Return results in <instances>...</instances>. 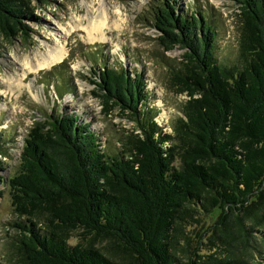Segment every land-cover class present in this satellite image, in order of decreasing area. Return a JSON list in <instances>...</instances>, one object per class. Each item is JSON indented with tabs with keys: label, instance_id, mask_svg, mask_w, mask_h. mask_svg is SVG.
<instances>
[{
	"label": "trees",
	"instance_id": "16d2710c",
	"mask_svg": "<svg viewBox=\"0 0 264 264\" xmlns=\"http://www.w3.org/2000/svg\"><path fill=\"white\" fill-rule=\"evenodd\" d=\"M235 1L242 25L233 66L217 63V31L204 14L179 13L172 0L152 9L166 50H185L184 68L173 76L189 99L174 135L147 107L143 74L107 66L93 73L95 96L105 114L120 109L140 129L120 152H106L75 113L54 111L30 129L8 181L15 212L27 217L15 244L23 264H251L244 257L264 220V0ZM32 18L24 0H0L6 39L29 38ZM59 81L60 95L73 90ZM195 232L224 242L222 256L204 260Z\"/></svg>",
	"mask_w": 264,
	"mask_h": 264
},
{
	"label": "rangeland",
	"instance_id": "374dc122",
	"mask_svg": "<svg viewBox=\"0 0 264 264\" xmlns=\"http://www.w3.org/2000/svg\"><path fill=\"white\" fill-rule=\"evenodd\" d=\"M161 1L164 0H33L31 3L24 0L33 14V18L26 21L33 29L30 37L10 41L0 35V143H3L0 264H23L15 244H19L21 231L17 225H22L27 217L15 212L8 181L19 171L25 138L37 122H44L54 111L78 114L80 120L106 142L105 151L111 154L122 150L127 135L140 133L127 112L116 108L110 114L104 113L101 100L94 94L100 91L93 83L99 80L93 74L95 70L101 72L107 66L126 69L131 75L143 74L150 96L147 107L157 109L155 121L163 132L174 135V121L182 116L181 107L189 99L187 94L180 93L181 87L173 76L174 68H184L185 50L175 47L168 51L159 40L160 32L153 27L151 15L154 6ZM172 1H176L179 13L201 12L207 17L217 31L215 58L218 64L233 66L238 62L242 24L237 1ZM103 11L107 18L103 34L106 41L91 43L88 22L90 18L95 21ZM102 17L103 14L100 19ZM61 45H65L66 56L59 63L38 71H30L24 65L26 62L36 65L35 60L40 55ZM59 75L72 83L73 90L65 95L56 90L57 85H61ZM39 222V227L44 228V219ZM262 222L254 228L250 241L252 254L249 252L244 257L251 264H264V220ZM196 227L201 235L206 232L202 224ZM200 234L193 235L196 242H202L198 254L204 260L206 256L221 257L222 243H225L218 237L214 241L217 244L208 241L211 233L200 239ZM79 241V234L73 233L70 243L75 245ZM95 243L106 247V242Z\"/></svg>",
	"mask_w": 264,
	"mask_h": 264
},
{
	"label": "bare ground",
	"instance_id": "6f19581e",
	"mask_svg": "<svg viewBox=\"0 0 264 264\" xmlns=\"http://www.w3.org/2000/svg\"><path fill=\"white\" fill-rule=\"evenodd\" d=\"M104 10V9H103ZM105 11L102 12V14L104 15V17H102L103 19H100L102 14L95 20L92 21L90 18V23L88 22V37H89V41L91 43H95L96 41L102 40L100 42H105L106 41V36H103L104 34V26L105 23L107 21V18L105 17ZM77 27V26H76ZM78 29V28H77ZM65 46V45H64ZM64 46H60L57 47L54 50H48L44 55H40L35 61H36V65H29V62H26L24 65L28 66V69L30 71H38L41 69H46V67H51L54 64L59 63L60 61H62L65 56V50H64ZM38 56V55H37ZM19 86V84H18Z\"/></svg>",
	"mask_w": 264,
	"mask_h": 264
}]
</instances>
